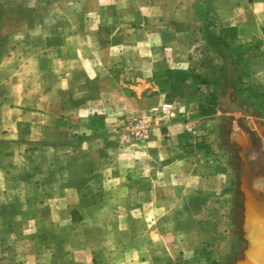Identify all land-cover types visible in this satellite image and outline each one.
<instances>
[{
	"label": "crops",
	"instance_id": "crops-1",
	"mask_svg": "<svg viewBox=\"0 0 264 264\" xmlns=\"http://www.w3.org/2000/svg\"><path fill=\"white\" fill-rule=\"evenodd\" d=\"M192 2L0 0V264H209L224 143L253 131L224 118L264 97V0H216L229 91L193 71ZM140 110L145 142L123 128Z\"/></svg>",
	"mask_w": 264,
	"mask_h": 264
},
{
	"label": "rangeland",
	"instance_id": "rangeland-1",
	"mask_svg": "<svg viewBox=\"0 0 264 264\" xmlns=\"http://www.w3.org/2000/svg\"><path fill=\"white\" fill-rule=\"evenodd\" d=\"M180 1L177 0V2ZM234 1L223 0L222 6L226 13H233ZM246 1L243 0L244 5L237 2L238 7H244L243 9H236L235 16L240 17L243 13L247 14L250 11ZM192 7L194 8V29L198 31L197 39H202L203 42L196 49H199V54L204 56L202 61L196 62L193 71L204 88L211 89V84L218 83L217 88L229 91L234 84L230 83L226 76L224 58L227 56V51L224 48L229 45L228 43L224 45V41L227 38L231 39L230 31L228 29L221 30L217 26L216 0H193ZM200 77L205 78L206 81H201ZM210 92L212 91L209 90ZM260 96L261 98H256V102L252 99L242 101V108L240 107L242 115L237 113L224 118V130L221 132L224 138L230 139L234 135L236 123H239L242 127H248L247 122H250L253 131L248 134L249 146L246 144L236 145L231 143V145L230 143H224L229 155L227 161L232 169L233 178L232 185L218 208V219L215 222V228L219 234L207 253L209 264H264V214L258 215L255 213V211L263 212L264 206H258L251 202L255 196L262 192L264 187L263 93H260ZM246 116L248 119H246ZM249 156L253 158V161L250 162ZM244 166H250L252 171L258 173L257 176H254L255 179L252 178L250 182H247L248 180L244 178L246 177L243 172ZM252 215L256 216V220L260 224V237L257 240H252L251 233L247 228ZM2 240L5 241V238H2ZM250 247H252V250H250Z\"/></svg>",
	"mask_w": 264,
	"mask_h": 264
},
{
	"label": "built area",
	"instance_id": "built-area-1",
	"mask_svg": "<svg viewBox=\"0 0 264 264\" xmlns=\"http://www.w3.org/2000/svg\"><path fill=\"white\" fill-rule=\"evenodd\" d=\"M171 107V103L164 102L161 110L167 113ZM156 120V116L151 112L140 110L125 118L123 128L130 140L145 142L149 139Z\"/></svg>",
	"mask_w": 264,
	"mask_h": 264
},
{
	"label": "bare ground",
	"instance_id": "bare-ground-1",
	"mask_svg": "<svg viewBox=\"0 0 264 264\" xmlns=\"http://www.w3.org/2000/svg\"><path fill=\"white\" fill-rule=\"evenodd\" d=\"M249 208V207H248ZM258 216V215H257ZM264 216V215H263ZM259 226H260V224L257 222V220H256V216L255 215H252V216H250V219H249V222H248V225H247V228H248V230L250 231V233H251V237H252V240H257L259 237H260V235H259ZM251 245H252V243H251ZM255 246V245H254ZM252 247H250V250H252L251 249ZM261 249V248H260ZM261 256H263V255H261ZM247 257H248V255H247ZM263 259V258H262ZM261 262V261H260ZM247 263V262H246Z\"/></svg>",
	"mask_w": 264,
	"mask_h": 264
},
{
	"label": "water",
	"instance_id": "water-1",
	"mask_svg": "<svg viewBox=\"0 0 264 264\" xmlns=\"http://www.w3.org/2000/svg\"><path fill=\"white\" fill-rule=\"evenodd\" d=\"M253 204L255 203V205H260V206H264V187H263V190L262 192H260V194L258 196H255V198L253 199V201H251ZM250 202V203H251ZM253 208V207H252ZM255 213H257L258 215H263L264 214V211L263 212H257L255 211Z\"/></svg>",
	"mask_w": 264,
	"mask_h": 264
},
{
	"label": "trees",
	"instance_id": "trees-1",
	"mask_svg": "<svg viewBox=\"0 0 264 264\" xmlns=\"http://www.w3.org/2000/svg\"><path fill=\"white\" fill-rule=\"evenodd\" d=\"M229 31H230V35H231V37H232V36L234 35V31H233L232 29H229ZM224 43H225V41H224ZM226 44H227V42H226ZM200 80H201V81H204V82L206 81L205 78H202V77H200ZM210 95H211V98H212L211 101H212L213 103H217V102H216V93L212 92V93H210Z\"/></svg>",
	"mask_w": 264,
	"mask_h": 264
}]
</instances>
